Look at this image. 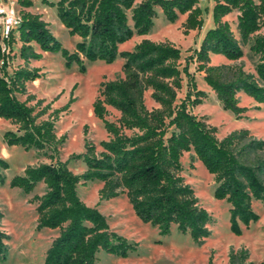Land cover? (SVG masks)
<instances>
[{
	"label": "trees",
	"instance_id": "trees-1",
	"mask_svg": "<svg viewBox=\"0 0 264 264\" xmlns=\"http://www.w3.org/2000/svg\"><path fill=\"white\" fill-rule=\"evenodd\" d=\"M56 8L62 25L72 36H78L75 52L63 47L40 14L20 11L21 25L11 35L3 50L0 43V118L10 121L17 130L7 131L4 141L25 150L56 151L62 141L56 134L54 119L40 120L51 109L42 107L44 100L35 101L27 94V84L42 76L40 69L28 65L10 74L12 46H21L19 58L26 64L42 59V53H60L68 67L77 64L86 71L85 62L113 63L124 59L123 78L103 83L93 104L97 118L103 121L110 139L100 144L101 151L87 144L86 152L73 154L68 161L28 166L23 175L10 181L11 188L31 194L43 183L46 192L35 196L37 230H59L45 255V264H97L98 253L104 251L126 257L135 245L110 229L107 218L96 207L88 206L78 195L82 183L100 181L101 201L126 194L137 216L160 230L171 232L173 225L180 233L189 234L202 243L211 235L212 217L200 207L193 188L181 175V159L185 153L195 157L214 176V198L230 205V227L242 235V227L260 220L254 202L264 204V140L248 129L235 130L224 138L217 128L191 112L203 103L206 93L198 90L189 63L181 68V50L171 42L143 39L132 51H120L121 45L136 35L146 36L154 27L156 8L162 9L166 20L176 23L186 15L184 33L201 30L204 10L198 0H41ZM24 9L33 7L31 0H18ZM237 16L236 37L226 18ZM213 27L203 36L199 48L189 57L203 73V80L215 93L224 111L241 119L249 111L241 106L239 94L244 93L264 104V0H214ZM132 22V25L130 24ZM17 35V37H16ZM38 46L41 52L35 49ZM259 62L256 75L238 65H213L211 56H223L230 62L243 58L244 46ZM184 76L188 79L186 98L178 101ZM157 105L149 109L145 95ZM73 100L70 101V104ZM52 115L58 116L69 105ZM109 108L120 113L116 122L108 121ZM36 109L39 111L36 112ZM51 115V116H52ZM82 161L86 170L74 173L69 161ZM9 163L0 158V185ZM4 215L0 210V223ZM8 235L0 229V262L8 254ZM249 252H231L229 264H251Z\"/></svg>",
	"mask_w": 264,
	"mask_h": 264
},
{
	"label": "rangeland",
	"instance_id": "rangeland-1",
	"mask_svg": "<svg viewBox=\"0 0 264 264\" xmlns=\"http://www.w3.org/2000/svg\"><path fill=\"white\" fill-rule=\"evenodd\" d=\"M16 4V9L40 14L49 23V29L61 42L64 48L73 53L76 45L81 41L78 36H72L60 22L56 8L44 5L41 0H31L33 7L22 8L18 0H6ZM57 1V0H52ZM139 0H137L138 2ZM198 5L204 10V26L201 30L184 33V23L187 16L181 15L176 23L166 20L162 9L156 8L157 17L154 27L146 36L136 35L132 40L121 45L120 51H132L143 39L155 42H171L182 52L181 68L189 63V71L194 76L198 90L206 93L203 103L191 107V112L209 125L217 128V136L222 139L229 133L248 129L258 139L264 140V104H259L244 93L239 94L240 105L249 108L241 119L234 114L224 111L215 93L203 80V73L197 70L195 62H189V57L199 48L204 31L213 27L212 9L214 0H198ZM238 13H233L226 20L239 39L237 31ZM132 25V22H130ZM264 34V29L260 32ZM17 37V35H16ZM20 42H16L11 51V62L8 72L28 65L31 69L38 68L42 76L27 84V94L18 95L21 101H26L29 95L36 100L28 103L34 106L38 100H44L42 107L50 104L51 109L40 118L54 119L56 134L62 141L56 151L46 149L25 150L19 146H9L4 141L7 131L17 128L10 121L0 118V158L9 163V169L3 171L4 184L0 185V210L4 217L0 229L8 235L7 258L0 264H45V255L59 230H37V204L33 203L35 196H42L46 192L43 183L39 184L33 193L25 194L18 188H11L10 181L23 175L28 166H38L43 163L66 162L73 154L86 152L87 144H93L100 152L101 142L110 139L102 120L93 111V104L99 97L103 83L123 78L124 59L118 57L109 64L105 61L85 62L86 71L73 64L66 65L60 54L42 53V59L26 64L19 58ZM38 52V46L34 45ZM244 56L241 60L230 62L223 56L212 55L213 65L229 64L243 67L247 73L256 75L259 57L250 51V46L243 47ZM188 79L184 76L183 89L178 95V103L186 98ZM73 102L70 104V101ZM145 103L149 109L157 107L151 99V91L145 95ZM68 104V109L58 116L54 111ZM39 111L36 109V112ZM52 115V116H51ZM120 113L109 108L107 120L116 122ZM182 173L185 182L189 184L198 198L200 207L205 208L212 217L209 226L211 235L202 243L193 241L189 234L180 233L176 225L171 232L161 235L160 230L150 223L140 219L126 194L109 201H101L99 192L103 187L100 181L82 183L78 186V195L88 206L96 207L107 218L110 229L135 245V249L128 252L126 257L109 254L104 251L98 253L97 264H229L231 252L246 249L249 252L251 264H264V204L254 202V210L260 215L257 223L242 227V235L237 236L230 227V205L225 200L214 198L216 187L214 176L195 157L194 152L185 153L181 159ZM68 167L76 174L86 170L82 161H69Z\"/></svg>",
	"mask_w": 264,
	"mask_h": 264
},
{
	"label": "built area",
	"instance_id": "built-area-1",
	"mask_svg": "<svg viewBox=\"0 0 264 264\" xmlns=\"http://www.w3.org/2000/svg\"><path fill=\"white\" fill-rule=\"evenodd\" d=\"M20 25L21 16L16 4L11 1L0 4V43L3 50H8L6 42L18 31Z\"/></svg>",
	"mask_w": 264,
	"mask_h": 264
},
{
	"label": "crops",
	"instance_id": "crops-1",
	"mask_svg": "<svg viewBox=\"0 0 264 264\" xmlns=\"http://www.w3.org/2000/svg\"><path fill=\"white\" fill-rule=\"evenodd\" d=\"M4 2H7V1L6 0H0V4H2ZM205 33H206V31H204L203 36L205 35ZM203 36H202V38H203ZM202 38H201V40H202Z\"/></svg>",
	"mask_w": 264,
	"mask_h": 264
}]
</instances>
